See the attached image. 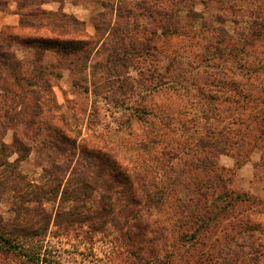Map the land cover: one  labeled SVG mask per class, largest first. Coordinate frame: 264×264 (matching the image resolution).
I'll list each match as a JSON object with an SVG mask.
<instances>
[{
  "label": "rangeland",
  "instance_id": "1",
  "mask_svg": "<svg viewBox=\"0 0 264 264\" xmlns=\"http://www.w3.org/2000/svg\"><path fill=\"white\" fill-rule=\"evenodd\" d=\"M49 1L14 0V19L0 23V77L3 62L14 65L39 113L34 127L16 126L23 114L0 80V156H20L16 135L31 145L18 164L25 181L42 185L52 162L68 168L54 199L22 204L52 218L38 264H264V0H71L75 15L44 9ZM65 124L77 142L63 147L66 161L49 144ZM92 145L125 169L118 191L144 201L134 187L143 170L145 193L157 187L136 228L53 222L81 146ZM124 197L112 195L117 209ZM12 202L0 191L1 221L15 217Z\"/></svg>",
  "mask_w": 264,
  "mask_h": 264
},
{
  "label": "trees",
  "instance_id": "2",
  "mask_svg": "<svg viewBox=\"0 0 264 264\" xmlns=\"http://www.w3.org/2000/svg\"><path fill=\"white\" fill-rule=\"evenodd\" d=\"M71 20L74 23H78L74 18ZM38 42L44 43V39H41ZM55 42L56 47L63 45L70 47L76 45L75 43L83 44L82 40L73 43L72 41ZM4 43L8 45V42L5 41ZM133 45L134 44L129 43V49L134 48ZM1 46L2 45H0V47ZM2 65L4 69L9 70V73L5 77H0V80L4 84H8L7 82L10 84V88L8 87L6 88L7 90H2V92L4 93L5 91V93L9 94L12 102H14V100L18 101V112L23 114L20 119L17 118L18 120L15 122L17 123L16 126L20 127L23 125V127L25 126L28 128L34 127L36 117L39 113L34 114L32 108L33 105H30L27 101V94L30 92V86L26 85L25 87L23 85L22 82L24 81V78L16 73L14 65L9 64L8 62H3ZM11 87L15 88L17 91L14 92V89ZM36 101L37 103L34 105L36 107L35 111L40 108L38 100ZM140 110L143 115L146 113L145 109ZM15 113L17 114V112ZM136 114L137 116L141 115L138 110ZM13 121L14 118H8V122H4V125L7 126ZM63 127L66 133L63 130H54L55 134L53 136L56 138L53 140L51 139L49 144L60 153L59 155L64 157V153L66 152L63 147L67 146L71 149H76L77 142L73 139L68 124L63 125ZM67 132H69V134H67ZM29 141L30 140L26 138H21L15 135L12 145L15 152L20 154V156H18L12 163L8 162L6 158L3 159V155L0 156V167L3 169L7 168L8 170L7 172L0 174V191H7L12 194L13 202L11 208L12 212L15 213V217L10 221L5 222L0 219V256L16 257L38 264L44 259L41 253V242L42 238L47 233L52 218L48 214H45L42 209H31L30 207L22 206V204L32 201L41 204L43 201H48L51 198L54 199L55 196L59 194L62 186L63 174L67 172L68 168H64L66 162L65 164L62 162L63 165L52 162L49 169L44 171L46 173L44 176L45 182L42 185H35L30 183V181H25V177L18 171V164L22 160L20 157H26L31 150V145H27ZM138 143L139 145H144L143 142L138 141ZM93 146L94 145L91 147L81 146V160L77 163L76 168L69 173V175H71L70 181H74V184L67 183L63 186L61 195L66 198V204H64V206L54 215L53 222L55 225H57L56 223H58V221L61 222V224L65 221V224L68 225L84 224L87 225L92 232L103 231L108 224H112V226L118 230L123 229L127 225L128 227L136 228V226L130 222L132 220H139V215L141 213L142 219L148 217L150 212L148 209L153 204L152 198L156 194V190H158L156 189L157 187L153 185L151 193H145L146 176L144 175L143 170L139 174L134 175L136 181L134 187L137 197L141 196V194H145L144 201L138 202L136 197H131V193L125 190L118 191L115 186L116 181L114 180L115 176H118V174L114 175V173L118 170L125 169L117 164V162L113 161L111 155L107 154L110 153L108 150L95 151ZM5 148V144L0 141V152H3ZM114 151L115 148L113 147V152ZM74 155L75 153H70L72 158ZM82 160L83 163L81 162ZM64 161H66V158ZM92 176L96 180H101L99 187L91 184L88 180ZM119 192H123L130 197H124L125 200L119 198L117 203L121 206L119 205V208L117 209L115 206L117 198H112V195L115 194L116 197ZM95 195H98V197ZM156 262L157 260H147L145 264H154Z\"/></svg>",
  "mask_w": 264,
  "mask_h": 264
},
{
  "label": "crops",
  "instance_id": "3",
  "mask_svg": "<svg viewBox=\"0 0 264 264\" xmlns=\"http://www.w3.org/2000/svg\"><path fill=\"white\" fill-rule=\"evenodd\" d=\"M5 2V0H0ZM7 7H5V11H2V15L0 16V23L6 24V19L8 18L10 21L14 19V9L16 8V3L14 0L7 1ZM62 6H61V3ZM66 4V5H65ZM80 5H76L71 0H50L49 3H45L43 8L50 11H57L58 9H62L65 13L74 15L77 14V10H79ZM64 7H68L70 9L64 10ZM1 14V13H0ZM7 19V20H8ZM3 20V22H2Z\"/></svg>",
  "mask_w": 264,
  "mask_h": 264
}]
</instances>
